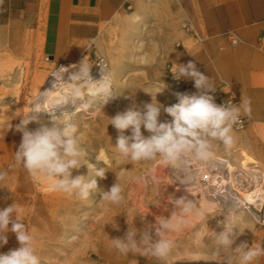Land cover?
Returning <instances> with one entry per match:
<instances>
[{"label": "rangeland", "instance_id": "374dc122", "mask_svg": "<svg viewBox=\"0 0 264 264\" xmlns=\"http://www.w3.org/2000/svg\"><path fill=\"white\" fill-rule=\"evenodd\" d=\"M45 3V0H5L4 11L0 12V100L10 97L6 103L0 102V125L7 124L10 132L18 136L13 139L14 145L19 147L21 143L22 133L16 131V125L36 100L35 90L44 86L50 72L62 64L77 65L84 60L93 64L91 75L94 77L98 59L103 58L107 71L113 76L118 100L108 101L104 107L95 101L88 108H82L74 119L80 142L88 150L86 159L97 169L102 167L106 171L105 178L95 177L97 190L87 201L51 191L48 188L51 181L34 182L30 188L14 186L15 179L22 180L21 176L16 177L18 169L4 168L16 163L14 153L18 149L9 153L7 159L3 150L0 154V170L8 172L7 181L0 184V208L13 202L23 207L22 219L36 236L41 264H223V257L212 255L215 245L211 237L223 231L222 222L227 213L236 218L241 230L245 229L233 247L241 242L264 245V203L243 201L241 205L225 207L213 188L206 189L200 182L204 174L198 179L183 180L187 183L183 185L174 179L172 167L163 166L159 159L131 162L116 155L114 146L119 133L108 125L109 117L134 105L143 111L144 105L155 100V94L162 89L156 94V101L165 107L179 102L175 93L199 94L192 90V80L184 79L185 84H182L173 78L175 63L181 64L180 45H174L173 55L168 58L163 34L148 29V11H134L130 7L91 32H62L66 38L60 39L52 49L44 50ZM38 21L42 22L40 26ZM49 39L51 41L52 36ZM19 91L20 101L17 102ZM159 119L170 122L172 118L162 110ZM27 127L29 130L38 128L34 122ZM142 133L146 137L150 135L143 128ZM124 134L131 135V130H125ZM233 135L237 143L231 154H225L223 146L214 142L215 157L211 161L226 169L248 166L264 178V123L249 120L243 129L234 130ZM185 161L196 162L190 158ZM196 163L201 164L198 166L202 170L210 172L212 169L210 162ZM150 168L156 169V186L136 179L145 176ZM72 175L88 176L89 168L82 165L73 169ZM117 180L126 181L125 201L119 207L106 210L102 193ZM170 195L175 198L188 195L196 200L206 209L208 220L204 224L194 222L181 232L171 234L176 246L166 261L131 253L122 256L111 247L110 239L123 237L128 223L133 222L137 229L143 228L141 216L149 223H155L156 216H170L173 206L165 201ZM197 234L201 238L199 242L195 239ZM7 237L8 242L0 247V253L20 247L15 233L9 231ZM254 264H264V256Z\"/></svg>", "mask_w": 264, "mask_h": 264}, {"label": "clouds", "instance_id": "9594fccd", "mask_svg": "<svg viewBox=\"0 0 264 264\" xmlns=\"http://www.w3.org/2000/svg\"><path fill=\"white\" fill-rule=\"evenodd\" d=\"M4 3L5 0H0V12L4 11ZM97 64L100 65L99 79H94L91 75L93 64L84 60L70 68L55 69L51 75L54 77L51 89L46 91L63 85L66 91H62L61 101L53 107L45 108L43 105L46 97L42 93L16 125V131L22 133V140L14 153L15 162L27 171L33 182L51 181L48 184L51 191L75 196L82 201L91 198L92 193L97 190L95 177L105 178L106 171L102 167L97 169L86 159L89 156L88 150L80 142L78 127L73 120L74 113L64 112L60 116L53 114L51 126L41 123L35 130H29L27 126L32 122L40 123V113H54L57 106L69 101L73 104L77 100L83 101L79 108L86 109L95 101H99L104 107L117 92L111 73L105 70L102 62ZM175 64L176 70L172 71L174 79L194 81L199 94L175 93L179 102L165 107L156 101V94L162 89L155 94V100L152 99L151 103L144 105L143 111L134 105L109 117L108 125L114 126L119 133L114 146L119 159L131 162L159 159L163 166L172 168L181 167L188 158L207 163L215 157L214 142L223 146L225 154H231L237 143L233 135L234 128L241 124L242 115L250 116L251 101L242 98L240 104H234L231 100L217 104L214 96L210 94L216 91L210 77L202 74L194 62ZM67 72L70 75L65 81L64 73ZM162 110L172 118L170 122L160 121ZM142 128L150 135L144 136ZM129 129L131 135H125V130ZM82 165H87L89 175L73 177L72 170L79 169ZM155 173L156 169L150 168L145 176L136 179L156 186ZM7 178L8 172L0 170V184L5 183ZM125 182L117 180L108 191L102 193L106 210L123 204ZM186 191L190 193L187 187ZM165 201L173 206L170 216H156L155 223H149L145 216H141L144 221L143 228L137 229L133 222L128 223L123 237L110 239L111 247L122 256L131 253L166 261L176 246L171 234L181 232L194 222L204 224L208 220L206 209L188 195L179 198L170 195ZM164 208L168 210L166 205ZM23 213V207L15 202L0 208V247L7 244L9 231L15 233L20 245L6 254L0 253V264H41V258L37 254L36 236L23 221ZM222 223L223 231L211 237L215 245L212 253L214 257H223V264H254V261L264 256V245L241 242L233 247L245 229L241 230L231 213L226 214ZM112 224L118 228L115 223ZM195 239L200 241L199 234Z\"/></svg>", "mask_w": 264, "mask_h": 264}, {"label": "crops", "instance_id": "0c3cea01", "mask_svg": "<svg viewBox=\"0 0 264 264\" xmlns=\"http://www.w3.org/2000/svg\"><path fill=\"white\" fill-rule=\"evenodd\" d=\"M45 1L44 50L66 38L62 32H91L99 24L110 23L125 8L147 10L148 29L163 34L168 58L174 45H180L181 64L194 62L216 88L235 96L237 104L242 98L250 100L249 120L264 123V0ZM186 17L204 38L202 42L182 29ZM228 31L244 42L231 45L225 34ZM191 83L192 90L198 92L194 81Z\"/></svg>", "mask_w": 264, "mask_h": 264}, {"label": "bare ground", "instance_id": "6f19581e", "mask_svg": "<svg viewBox=\"0 0 264 264\" xmlns=\"http://www.w3.org/2000/svg\"><path fill=\"white\" fill-rule=\"evenodd\" d=\"M41 15L42 12H40V16ZM40 22L41 21H38V25L40 24ZM60 67L70 68V66H67L65 64L60 65ZM53 72H50L47 82L44 80L46 84L35 90L37 97L40 96L42 93L46 97L43 105L45 108H50L57 105L61 101L62 91H66V88L63 85H57L51 91H46L51 89L52 82L54 81V77L51 76ZM69 75L70 72L64 73L65 81H67ZM93 78L99 79L100 76L98 75L97 77H93ZM116 100H118L117 97L109 99V101L111 102ZM8 101H10V97L7 96L1 98L0 100L1 103H6ZM16 101L17 102L20 101V91L17 92ZM82 102L83 101L77 100L76 104H73L71 103V101H69L63 105L57 106L54 113L42 112L39 114L40 123L34 122V124L37 127H40L41 123L51 126L52 115L55 114L56 116H60L64 112H67L69 114L74 113L73 114V120H74L76 115L82 110V108L78 107ZM6 125L7 124H5L4 126L0 125V154H2L4 151L7 159L10 156L9 153L13 152L14 149H18L19 147L14 145L13 143V139H17L18 136L15 135L13 131L10 132L9 126ZM8 138H10L9 142H7ZM209 162L211 163V166L209 167L210 168L212 167L210 172L206 171L205 169L202 170L200 168L201 164L199 165L196 162L195 164L194 162L193 164H191V162L184 161L181 167L172 168L173 173L175 175V178L174 177L173 178L177 179L176 181H179L180 184L184 185L187 183H185L183 180H188V179L190 180L191 177H193V179H198L200 175L202 174L206 175L205 177L202 176L203 178L200 179L202 180L200 182H202V184L206 186L205 187L206 189L207 187L213 188L215 194L221 197L225 207L231 204L241 205L243 201H247L253 204V202H256L258 200V202L260 201L259 203H264V178L256 174V172L250 169V167L241 165L239 169L234 170L232 167H228L226 169L223 168L222 165L218 163H214L212 161ZM13 165L10 164L9 166H6L4 169L10 170L13 167L17 168L18 170L16 177L21 176L22 180L15 179L16 180L15 183L12 184L14 186H26L29 188L32 187L34 185V182L30 178L27 171L23 167H19V164L17 163Z\"/></svg>", "mask_w": 264, "mask_h": 264}, {"label": "built area", "instance_id": "2783aa9c", "mask_svg": "<svg viewBox=\"0 0 264 264\" xmlns=\"http://www.w3.org/2000/svg\"><path fill=\"white\" fill-rule=\"evenodd\" d=\"M182 29L188 33L191 34L198 42H202L204 40L203 37H200L196 30L194 29L191 21L189 18H184V20L182 21ZM229 38H230V43L233 46H236L238 44L243 43L244 41L237 36L235 33H233L232 31H228L225 33ZM103 63L105 70L107 71V63L103 58H99L97 63ZM96 72H95V76L97 77L98 75L100 76V65L97 64L96 66ZM174 78V77H173ZM176 80V79H175ZM177 81V80H176ZM180 82H182V84H185L184 79L179 80ZM179 81H177V83H179ZM185 89L187 90V86H185ZM211 95L214 96L215 102L217 104H224L226 102H228L229 100L232 101V103L237 104V100L236 97L233 96L229 91H225L222 88H216V91L214 93H210ZM249 123V117L247 115H242L241 117V124L237 125L234 130L238 131L243 129L247 124Z\"/></svg>", "mask_w": 264, "mask_h": 264}]
</instances>
